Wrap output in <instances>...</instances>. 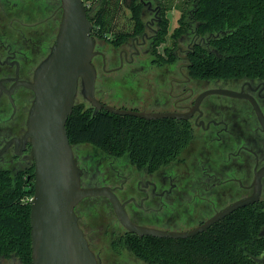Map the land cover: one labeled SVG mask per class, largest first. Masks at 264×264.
<instances>
[{
	"label": "flooded vegetation",
	"instance_id": "flooded-vegetation-1",
	"mask_svg": "<svg viewBox=\"0 0 264 264\" xmlns=\"http://www.w3.org/2000/svg\"><path fill=\"white\" fill-rule=\"evenodd\" d=\"M140 1L145 9L142 32H136L130 13L126 18L129 30L109 32L103 41L94 37L95 51L99 52L92 59L97 71L95 97L102 104L119 109L183 115L181 119L120 116L156 127L181 124L188 137L190 130L193 135L186 148L160 168L133 165L129 152L117 156L94 147L91 152L102 166L97 171L99 175L78 158L81 155L88 161L89 153L73 146L76 164L81 169V186L108 188L124 204L134 224L165 231H191L233 203L253 197L258 189V200L240 209H264V173L257 179L264 171V78L220 80L191 76L190 55L199 45L212 51L209 39L192 29L178 39L170 34V44L167 39L158 44L167 18V10L165 14L163 10L166 7L161 0ZM102 3L103 0H97L94 6L86 5L88 15L98 13ZM61 18L60 0H0V172L14 177L31 179L34 175L31 139L25 138L35 98L28 84L33 83L37 67L51 52ZM193 23L188 20L189 28ZM193 32L199 41L194 40L185 48L184 43ZM122 33L131 36L116 45ZM114 72L123 73L119 79L120 84L127 86L123 94L113 91L118 83L110 76ZM81 89L80 83L74 107L83 105L94 114V107ZM214 89L235 94L212 93L200 98ZM75 212L98 264H149L123 247L122 241L130 232L119 221L108 197H87ZM96 215L102 218L109 244L125 254L126 260L114 262L103 257L106 251L100 247L98 231L92 226V217ZM261 258L264 264V254Z\"/></svg>",
	"mask_w": 264,
	"mask_h": 264
},
{
	"label": "trees",
	"instance_id": "trees-1",
	"mask_svg": "<svg viewBox=\"0 0 264 264\" xmlns=\"http://www.w3.org/2000/svg\"><path fill=\"white\" fill-rule=\"evenodd\" d=\"M109 1L103 0L98 13L89 15L93 36L102 41L109 33L113 14L109 12ZM119 3L131 13L136 32H142L145 9L141 1L120 0ZM163 10L165 14L166 8ZM187 15L194 22L191 28ZM169 25V19L165 18L158 44L166 41ZM191 29L202 37H209L213 49L210 51L201 45L194 48L190 55L191 76L220 80L264 78V0H193L172 36L178 39ZM129 36L122 33L117 42ZM67 132L73 146L88 144L117 156L129 152L133 165L151 168H160L175 159L193 135L190 130L188 137L181 124L144 125L133 117L106 111L93 115L83 105L74 107L67 121ZM33 197V173L28 179L0 172V258H16L21 264H32L30 206ZM263 228L264 209L253 207L237 210L194 238H139L129 233L122 245L149 264H263Z\"/></svg>",
	"mask_w": 264,
	"mask_h": 264
},
{
	"label": "water",
	"instance_id": "water-1",
	"mask_svg": "<svg viewBox=\"0 0 264 264\" xmlns=\"http://www.w3.org/2000/svg\"><path fill=\"white\" fill-rule=\"evenodd\" d=\"M62 18L56 41L49 55L40 63L33 83L28 86L35 98L27 120L25 138L31 139L34 160V197L31 200L30 226L32 264H98L94 252L79 226L76 206L85 198L102 195L109 198L122 225L138 236L186 239L203 233L234 211L258 200L259 189L251 198L239 200L187 232L165 231L134 224L118 198L108 188L81 186V169L74 157L67 132V121L81 92L94 107L116 115L146 119L184 118L173 113L146 114L102 104L95 97L97 71L92 59L96 39L93 23L84 0H60ZM234 95L225 89L205 92ZM264 171L257 176L259 181Z\"/></svg>",
	"mask_w": 264,
	"mask_h": 264
},
{
	"label": "rangeland",
	"instance_id": "rangeland-1",
	"mask_svg": "<svg viewBox=\"0 0 264 264\" xmlns=\"http://www.w3.org/2000/svg\"><path fill=\"white\" fill-rule=\"evenodd\" d=\"M20 0H11L12 3H17ZM120 0H110L109 4L111 5L109 7V12L113 13L112 19L110 23L108 24V32L118 33L120 31L129 30L130 26L126 23V18L130 15V12L126 10L124 7L121 6L119 3ZM164 7H166L167 13L166 16L170 21L169 25V34L167 37V44H170L171 40L170 34L175 30V28L179 25L178 19L179 17L186 11H188L192 4L193 0H161ZM97 0H84L85 5L87 6H94L96 4ZM28 7V6H27ZM30 7V6H29ZM109 17V16H108ZM186 20H190V15H187ZM194 25V23H193ZM194 27V26H193ZM192 30V29H191ZM210 39L209 37H206ZM199 41V39L195 38L194 32L187 38V40L184 43V47L186 48L188 44H192L193 41ZM164 45L160 46L159 51L162 52ZM119 72L110 73V76H114L113 79L117 80L118 83L114 86V93L120 94L124 93L126 91L127 86L124 84L119 83V79L122 76V72L120 74H117ZM114 84V83H113ZM118 84V85H117ZM76 147L80 150H84L88 155V161L86 159H83L80 156V159L82 160V164H85L86 162L88 165H90L92 168H95V174H100V172H97L98 170L102 169L101 165H98L97 159L94 157V153L91 151H94V147L88 144H81L76 145ZM123 170V168H121ZM97 172V173H96ZM86 221V220H85ZM102 218H99L97 215L92 217V226L95 227V229L98 231V238L100 242V247H104V250L106 251V254L103 255L104 258L110 259L111 261H118L120 260L124 261L127 259L125 254L118 253L117 250H115L108 241V237L104 235L105 227L101 225ZM0 264H21L18 259H3L0 258Z\"/></svg>",
	"mask_w": 264,
	"mask_h": 264
}]
</instances>
